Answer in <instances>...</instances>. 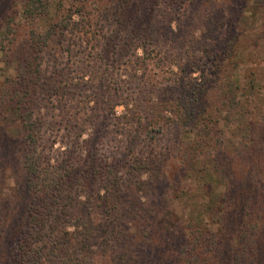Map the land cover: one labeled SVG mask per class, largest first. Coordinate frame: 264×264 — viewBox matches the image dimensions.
Instances as JSON below:
<instances>
[{
	"label": "trees",
	"instance_id": "obj_1",
	"mask_svg": "<svg viewBox=\"0 0 264 264\" xmlns=\"http://www.w3.org/2000/svg\"><path fill=\"white\" fill-rule=\"evenodd\" d=\"M14 1L0 4L3 9L0 27L3 25L5 32L14 34L25 21L29 27L27 47L33 54L31 61L27 60L31 64L26 68L24 81H11L7 75L0 81V109L9 104L21 107L17 102L23 94L26 96L25 82L39 70H32L35 56L54 46L50 31L43 36L30 27L38 12L46 10L40 0L18 1L22 20L11 13ZM74 1L85 5L90 0ZM94 1L100 15L108 18L109 26L101 35H85V44L92 54L84 67L91 84L77 94L64 93L70 102L81 99L86 102L85 95L92 87L97 90L98 82L107 77L111 56L115 58L127 43L133 47L168 41L181 53L189 51L184 59L206 50L212 55L213 65L208 71L201 70L197 79L189 73L196 66L193 62L186 60L188 66L183 67L176 63L181 73L175 74L173 85L166 89L160 86L166 96L148 101L143 107L146 125H150L153 117L156 125L149 129L159 130L164 137L169 135V142L148 163L151 169L162 170L163 176L151 180L134 177L144 181L140 192L133 185L128 186L119 173L131 164L128 153L120 151L111 161L96 158L95 141L99 139L85 140L89 159L75 172L62 156L57 162L41 163L35 147L39 122L33 129V121L23 116V149H6L0 134V170L10 166L15 182L11 198L5 201V193L0 194V264H259L255 252L264 234V117L251 122L247 135L243 134L245 138L239 136L236 141L227 136L223 127L201 126L200 118H214L216 123L220 115L229 126L232 117L239 116L242 89L247 85L241 83L236 59L241 49L264 45V0H210L217 7L221 5L212 17L208 16V10L204 14L198 10L199 4H207V0H164L163 5L158 4L159 0ZM249 3L258 14L249 16L251 21L247 25L241 22V17ZM65 26L62 20L56 27ZM0 49L2 54L7 51L2 43ZM132 55L134 64L138 56L133 50ZM179 58L173 61L179 62ZM132 63L128 85L131 78H137ZM262 72L252 73L249 82H261ZM49 80L66 82L68 77L59 71ZM119 96L128 100L134 97L130 89L125 93L121 86H116L112 91L108 89L102 100L94 92V105L100 108L103 103L112 112L113 104L123 102L115 100ZM126 100L123 104L131 112ZM76 141L72 143L76 145ZM205 154L210 155V165L202 167L201 178L207 175L203 181L206 192L197 200L189 198L196 193L189 194L186 198L189 201H183L185 212L190 207L187 216L174 215L172 198L184 186L181 183L184 180L185 191H190L189 176L196 169L198 157ZM233 157L243 158L246 163L237 169ZM15 159L20 169L15 167ZM210 175L213 186L208 179ZM79 183L85 188L82 200L76 196L74 185ZM66 191L74 197H69ZM66 206L73 209L68 211ZM68 225L72 228L67 229ZM114 236L117 240L111 245ZM128 251L135 255L124 257Z\"/></svg>",
	"mask_w": 264,
	"mask_h": 264
},
{
	"label": "rangeland",
	"instance_id": "obj_2",
	"mask_svg": "<svg viewBox=\"0 0 264 264\" xmlns=\"http://www.w3.org/2000/svg\"><path fill=\"white\" fill-rule=\"evenodd\" d=\"M18 1L15 0L13 2L11 12L15 19L21 18L19 14L20 2ZM157 2L160 5L165 4L164 0ZM40 3L45 6L46 10L38 12V15L35 16L36 20L30 27L43 36H46L47 32L50 31L49 37L52 36L54 38V46L50 45L43 51V54L35 56L34 62H32V70L35 71L38 68L39 70L33 73L25 82L27 86L26 89L23 88L26 96L23 94L21 101L17 102L21 107L9 104L8 107L5 106L0 109V134L3 136L1 141L5 144V148L15 147L23 149V142H25L23 116H26L29 121H33V129L36 128V124L39 122V126L36 128L37 131L35 130L37 134L35 147L39 150L41 163L43 164L45 160L51 163L57 162L62 156L69 163L68 165L72 164L73 171L77 172V168L86 159H89L87 158L88 144L85 140L99 139L95 141L96 158L111 161L115 156L119 155L120 151L128 153V161L131 164L126 168H121L119 173L128 186L133 185L140 192L138 189L144 186V181L134 180V177H139L142 180H151L155 176L162 177V170L151 169L148 163L152 155L162 153L163 148L166 146L165 144L169 142V135L164 137L165 135L160 133L159 130L154 132V128H152L153 130L149 129L150 126L155 127L156 125L153 117L150 118V125H146L144 118L146 115L143 107L148 105L146 103L148 101H155L166 96L164 92H161L160 86H165L164 88L166 89L170 88L171 84L173 85L175 74L179 75L181 73L177 69L176 63L183 67L184 65L188 66L185 64L186 60L193 62L196 66L189 73L192 78L198 79L201 70L208 71L211 69L213 65V63L211 64V53L202 50L193 57L187 56L188 59H184L183 56L189 51L182 52L184 54L182 55L178 48L173 43L169 45L168 41L156 44L148 42L133 47L130 46V43H127L129 45L122 48L115 58L111 56L108 61L109 76L107 75L104 79L102 77V80L97 84V90L92 87V93L89 92L85 95L86 102H82L81 99L77 103H73L67 99L64 93L67 92L74 95L81 91L82 87L91 84L89 73L85 70L84 65L90 61L92 52H88L91 50L86 46L84 37L88 33L101 35L103 33L102 30H106L109 26L108 18L100 15L96 4L97 1L95 3L94 0H90L85 5L74 0H40ZM0 4L8 5V0H0ZM200 5L198 9L200 13L204 14L208 10L210 12L209 17H212L213 11H216L221 6L217 7V4L210 2ZM77 7L80 9L76 10ZM2 11L3 9L0 8V13ZM67 12H70L68 19H66ZM224 13H226V10H224ZM182 14L178 16L183 17ZM253 14H258L257 10L252 3H249L242 13L241 22H245L248 25L251 21L249 16ZM62 20L66 23L65 28L56 27ZM22 22L23 25L18 26V30L14 34L5 32L3 25L0 27V43L7 50H4L5 54H2L3 50L0 49V81L5 75L11 81H24L26 68L31 64V62L27 61L28 59L30 60V56L33 54L31 49L27 47L26 29L29 27L25 24V21L22 20ZM172 25L174 26L173 23ZM130 39L133 38L131 37ZM132 50L138 56L134 64L132 63L135 60ZM175 58H179V62L177 60L173 61ZM236 61L241 83H246L248 86L242 89L244 94L240 98L239 116L232 117L229 126H226L228 125L227 121L220 115H217L218 122L216 123H213L214 118H211V120H206L205 116H202V119L200 118L201 121L203 120L201 126L205 125L208 129L213 127V125L223 127L227 129V136L235 141L239 136L244 137L245 134L247 135L251 122L264 117V77L260 79L262 83L255 81L256 84H251L249 82L252 73L264 72V45H257L256 48H250V50L241 49ZM130 63L136 67L137 78H131L128 85ZM80 66L83 67L80 69ZM75 67L80 70L76 71ZM169 68L172 70H169ZM59 71L65 73L68 80L66 82L50 81L49 77ZM116 86H121L122 92L125 93L130 89L131 95H134L131 100H135L136 103L133 104L130 99L119 96L115 100L123 102L113 104L112 112L104 108L102 106L103 103L100 108H96L94 105V92H97L102 100L105 92L108 89L112 91ZM68 89L69 92L67 91ZM20 93L22 92L20 91ZM147 98L149 100H146ZM124 100H126L127 107L132 108L131 112L123 104ZM138 104L140 108H135L134 105ZM166 113L169 114L170 112ZM116 117L119 119L117 120ZM124 117L126 118L123 119ZM126 129L129 132H126ZM75 139L77 140L76 145L72 143ZM198 158L195 164L196 169L189 176L191 177L190 185L192 184V187H189L190 191H185L187 181L184 180L181 182L184 186L172 198L171 205L174 215L187 216L190 207L187 206L185 212L183 201H189V199H186L189 194L195 195L196 193V196L189 198L197 200L200 196L202 198L206 192L207 186L203 184V181L205 178L207 179V175H205V178H201L203 175L202 167L210 165V155L206 156L205 154L204 157ZM238 159L236 157L232 158V163L237 169L241 163H246L243 158H240L242 161ZM14 165L16 168L19 167V169L21 167L17 159H15ZM144 165L148 167L146 170L143 168ZM136 166L139 167V170L135 168ZM12 177L13 173L10 166H5L0 170V194L5 193V201L14 194L15 182L12 181ZM210 177L211 175L208 176V179L212 183L210 185L213 186L214 182ZM74 185H76V192H78L76 196L81 200L84 199L85 188L83 184ZM65 193L71 198L74 197V194H69L68 191ZM66 209L71 211L73 207L67 208L66 206ZM71 228V225L67 226V229ZM115 235L117 236V233ZM116 236L111 241V245L115 244ZM131 253L128 251L124 254V257ZM134 255L132 253V256ZM255 255L259 264H264V234L256 247Z\"/></svg>",
	"mask_w": 264,
	"mask_h": 264
}]
</instances>
